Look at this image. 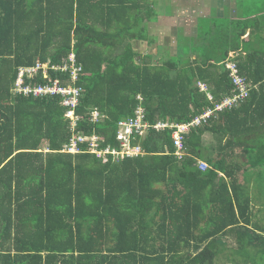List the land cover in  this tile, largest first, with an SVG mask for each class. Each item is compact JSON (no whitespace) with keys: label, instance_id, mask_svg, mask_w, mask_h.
Wrapping results in <instances>:
<instances>
[{"label":"trees","instance_id":"obj_1","mask_svg":"<svg viewBox=\"0 0 264 264\" xmlns=\"http://www.w3.org/2000/svg\"><path fill=\"white\" fill-rule=\"evenodd\" d=\"M150 7L0 0V264H264V49L232 58L248 95L190 128L180 159L169 127L135 135L136 157L103 161L85 143L64 152L70 129L60 98L10 90L19 65L60 63L73 47L84 71L77 130L113 145L137 94L152 124L189 121L230 94L228 70L217 64L228 46L218 54L203 43L197 58L188 51L160 65L138 57L131 41L145 37ZM247 22L236 23L234 50ZM94 107L104 118L93 124Z\"/></svg>","mask_w":264,"mask_h":264},{"label":"built area","instance_id":"obj_2","mask_svg":"<svg viewBox=\"0 0 264 264\" xmlns=\"http://www.w3.org/2000/svg\"><path fill=\"white\" fill-rule=\"evenodd\" d=\"M225 69L228 70V77L232 84L231 93L215 101L212 105H207L204 110L185 122L169 123L159 120L155 123L145 119L146 110L143 105V96L136 95L137 104L131 117L121 118L116 123L115 140L117 144L105 143L103 135L92 131L90 134L77 130L80 115L75 113L83 96L82 87L76 82L84 71L82 65L77 63L75 52L72 49L62 57L60 63L51 62L50 59L36 60L32 64L19 65L11 86L13 94L33 97H59L60 104L65 107L64 117L69 120L70 135L64 143L62 151L78 152L79 144L85 143L87 150L104 160L111 156L112 160H120L125 157H136L143 154L140 144L132 141L136 136L145 135L147 130L153 128L162 130L165 127L172 128L171 138L174 146L173 154L180 159L183 151V138L190 128L206 123L207 119L222 111L225 108L235 106L240 100L248 95L250 84L245 77L238 72L236 61L228 58L222 61ZM196 84L200 91L204 92L207 99L212 101L213 95L208 85L198 80ZM104 115L98 108L94 107L89 111L88 121L90 123L101 122ZM136 135V136H135ZM196 165L203 170L207 164L203 160H197Z\"/></svg>","mask_w":264,"mask_h":264},{"label":"crops","instance_id":"obj_3","mask_svg":"<svg viewBox=\"0 0 264 264\" xmlns=\"http://www.w3.org/2000/svg\"><path fill=\"white\" fill-rule=\"evenodd\" d=\"M146 1L152 13L145 21V37L134 39L131 44L138 57H148L146 61L151 65H160L180 51H189L188 59L193 60L197 58L195 47L201 48L203 43L218 54L228 46L227 56L218 59L217 64L234 56L244 57L247 48L264 49V0ZM244 21H248L247 28L234 50L233 31L236 23ZM186 46L187 51L183 49ZM210 58V62L216 61Z\"/></svg>","mask_w":264,"mask_h":264},{"label":"rangeland","instance_id":"obj_4","mask_svg":"<svg viewBox=\"0 0 264 264\" xmlns=\"http://www.w3.org/2000/svg\"><path fill=\"white\" fill-rule=\"evenodd\" d=\"M155 1L160 3L162 0H155ZM253 7H254V5H251L250 9H253ZM205 40H206V38H205ZM183 49H185L187 51L188 46L184 47ZM183 52H185V51H180L178 54H183ZM187 54H184L183 57L185 58L187 56ZM204 139L206 140V142H210L212 140V136L207 133V134L204 135ZM40 147L45 149L46 148V141H42V143L40 144Z\"/></svg>","mask_w":264,"mask_h":264}]
</instances>
